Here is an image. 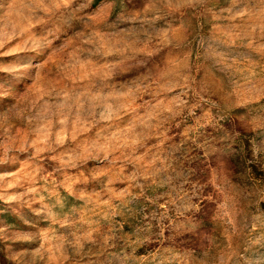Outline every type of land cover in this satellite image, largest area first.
<instances>
[{
	"label": "rangeland",
	"instance_id": "1",
	"mask_svg": "<svg viewBox=\"0 0 264 264\" xmlns=\"http://www.w3.org/2000/svg\"><path fill=\"white\" fill-rule=\"evenodd\" d=\"M0 264H264V0H0Z\"/></svg>",
	"mask_w": 264,
	"mask_h": 264
}]
</instances>
